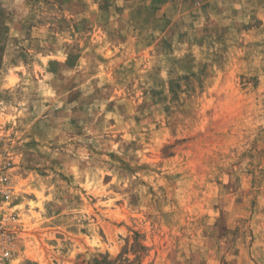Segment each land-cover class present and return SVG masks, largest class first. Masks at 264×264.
<instances>
[{"label": "rangeland", "instance_id": "rangeland-1", "mask_svg": "<svg viewBox=\"0 0 264 264\" xmlns=\"http://www.w3.org/2000/svg\"><path fill=\"white\" fill-rule=\"evenodd\" d=\"M9 264H264V0H0Z\"/></svg>", "mask_w": 264, "mask_h": 264}, {"label": "built area", "instance_id": "built-area-1", "mask_svg": "<svg viewBox=\"0 0 264 264\" xmlns=\"http://www.w3.org/2000/svg\"><path fill=\"white\" fill-rule=\"evenodd\" d=\"M4 177H0V200L5 201L9 197V190L3 187ZM13 215L0 213V264H9L11 258L12 236L11 230L7 225L14 222Z\"/></svg>", "mask_w": 264, "mask_h": 264}]
</instances>
